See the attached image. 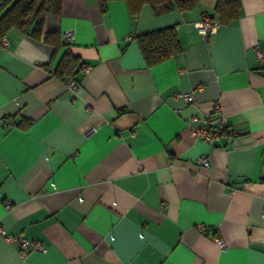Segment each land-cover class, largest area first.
<instances>
[{
	"label": "crops",
	"instance_id": "crops-1",
	"mask_svg": "<svg viewBox=\"0 0 264 264\" xmlns=\"http://www.w3.org/2000/svg\"><path fill=\"white\" fill-rule=\"evenodd\" d=\"M215 4L61 0L44 25L58 47L0 36V264H264V0L227 23ZM168 25L180 52L147 64L137 36ZM207 117L225 119L213 144L191 131ZM9 234L46 251L23 257Z\"/></svg>",
	"mask_w": 264,
	"mask_h": 264
},
{
	"label": "trees",
	"instance_id": "trees-1",
	"mask_svg": "<svg viewBox=\"0 0 264 264\" xmlns=\"http://www.w3.org/2000/svg\"><path fill=\"white\" fill-rule=\"evenodd\" d=\"M108 1L110 0H98L101 11L106 10ZM124 1L131 15H138L141 8L146 4L152 8L155 15H160L173 9L188 10L195 5L197 0ZM239 5L240 0H216L214 11L221 23H227L238 16ZM60 13L61 0H0V36H4L10 29L15 28L28 31L31 37L42 39L58 47L60 45L59 29L57 27L45 29L44 25L47 17L57 18ZM137 41L147 64L165 60L178 54L181 50L176 37L175 25H168L139 34ZM75 65L76 60L65 53L59 64V70L66 69L67 74H69L71 71H75Z\"/></svg>",
	"mask_w": 264,
	"mask_h": 264
},
{
	"label": "built area",
	"instance_id": "built-area-1",
	"mask_svg": "<svg viewBox=\"0 0 264 264\" xmlns=\"http://www.w3.org/2000/svg\"><path fill=\"white\" fill-rule=\"evenodd\" d=\"M196 26H197L199 33H201L203 36L206 37L208 36V34H210L211 32L215 31L218 28L219 21L214 16L205 15L201 18V20H199L196 23ZM63 36L69 45L74 42V34L72 30H66L63 33ZM3 40L5 41V39ZM256 55H257V58H261L262 56H264V54H262L258 50H256ZM82 71L84 73L88 72L89 67L84 66L82 68ZM71 84H73L72 81H71ZM173 96L175 98L183 97L185 100L192 99V94L190 92L175 93L173 94ZM224 126H225V119L223 117L222 119L221 118L219 119L218 126H213L211 119L207 117L203 124L193 126L191 128V131L197 139L213 144L219 137L221 129L224 128ZM197 163L202 167L208 166V161H207V158L205 157L198 158ZM199 230H202V226H199ZM2 233L3 232L0 228V234ZM5 238L9 242L15 241L18 243L19 253L23 257L27 254L28 251H31V250H36L40 252L46 251V248L44 247V245L38 240L27 239L20 235H11V234L6 235ZM214 241L217 245H219L220 247H223L224 244L220 237L215 236Z\"/></svg>",
	"mask_w": 264,
	"mask_h": 264
}]
</instances>
